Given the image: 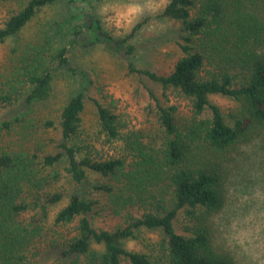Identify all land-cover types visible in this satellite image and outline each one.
<instances>
[{
	"label": "trees",
	"instance_id": "16d2710c",
	"mask_svg": "<svg viewBox=\"0 0 264 264\" xmlns=\"http://www.w3.org/2000/svg\"><path fill=\"white\" fill-rule=\"evenodd\" d=\"M57 2L21 0L0 26V44L16 39ZM158 17L180 25L179 57L168 72L134 65L131 41L143 23L116 38L94 15L85 27L68 28V18L49 23L45 34L15 57L10 77L2 79L9 92L0 93L4 107L49 100L61 69L76 76L67 56L76 41L123 55L129 74L146 78L161 92L148 89L154 115L150 134L126 131L112 101L93 99L98 130L92 139L83 128L88 87L79 75L81 84L58 108L56 121L42 123L59 130L55 151L39 157L0 148V264H40L48 249L58 252L60 264H235L214 245L207 222L224 205L229 156L264 129V0H168ZM211 96L237 106L224 115ZM171 97L186 101L187 110ZM28 114L27 108L0 121V131L28 126ZM56 167L63 176L49 171ZM91 173L100 180L92 183ZM61 177L76 190L49 223L50 207L64 199L49 188ZM105 210L120 223L95 225ZM181 212L187 223L179 232ZM144 231L159 232V238L147 240L140 235ZM127 240L139 241L141 249L128 250Z\"/></svg>",
	"mask_w": 264,
	"mask_h": 264
},
{
	"label": "rangeland",
	"instance_id": "374dc122",
	"mask_svg": "<svg viewBox=\"0 0 264 264\" xmlns=\"http://www.w3.org/2000/svg\"><path fill=\"white\" fill-rule=\"evenodd\" d=\"M167 1L58 0L54 6L38 13L16 39L0 44V93L7 91L2 81L6 82V77H10L13 61L26 43L35 42L37 36L45 34L49 23L64 21L66 18L70 21L66 24L68 28L80 25L85 27L89 15L97 17L102 29L116 38L123 37L135 25L143 23L131 41L136 50L132 59L134 65L158 73L168 72L179 57L176 39L180 25L158 17ZM20 3L21 0H11L0 5V26ZM54 29V32L60 30L56 27ZM77 43L71 44L67 54L77 75L71 77L63 69L57 71L49 100L32 106L24 103H14L8 107L0 105V121L12 119L29 109V114L24 118L28 126L18 124L11 131H0V148L8 151L23 149L39 157L55 151L61 139L59 130L57 127L46 128L42 123L46 118L56 121V112L69 92L74 87L79 88L80 76L85 79L84 85L88 87L82 114L83 128L92 139H96L98 130L93 99L112 101L126 131L143 130L148 134L154 131V115L151 110L153 102L148 89L160 96V88L144 77L129 74L126 69L127 59L105 45L96 43L83 47ZM7 88L9 90V86ZM170 99L172 103L179 104L182 111L187 110L186 101L174 97ZM210 101L224 115L231 113L237 106V103L222 96H211ZM228 159L224 205L207 222L212 240L218 249L234 259L235 264H264V129L255 133L251 140L242 144ZM51 170L63 176L61 168ZM89 180L93 183L100 179L91 173ZM49 190L64 196L62 202L50 207L47 222L51 223L55 212L76 189L66 177H61L53 182ZM95 219V225L100 227L109 228L120 223V219L114 218L108 210L101 212ZM185 219V214L181 212L179 232L182 231L181 225L187 223ZM140 235L153 241L159 238V232L144 231ZM125 247L128 250H140L142 246L137 240H127ZM58 256L55 249L45 250L40 254V264H60Z\"/></svg>",
	"mask_w": 264,
	"mask_h": 264
}]
</instances>
